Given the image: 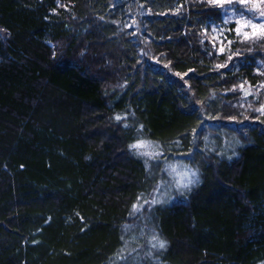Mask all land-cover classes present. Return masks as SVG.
Here are the masks:
<instances>
[{
    "label": "trees",
    "instance_id": "trees-1",
    "mask_svg": "<svg viewBox=\"0 0 264 264\" xmlns=\"http://www.w3.org/2000/svg\"><path fill=\"white\" fill-rule=\"evenodd\" d=\"M223 17L207 0H0V264H123L122 235L129 264H264V89L239 88L264 82V41L228 31L231 52L207 55ZM141 124L199 183L130 214L155 183L128 150ZM153 227L168 247L148 258Z\"/></svg>",
    "mask_w": 264,
    "mask_h": 264
},
{
    "label": "snow or ice",
    "instance_id": "snow-or-ice-1",
    "mask_svg": "<svg viewBox=\"0 0 264 264\" xmlns=\"http://www.w3.org/2000/svg\"><path fill=\"white\" fill-rule=\"evenodd\" d=\"M237 3L243 5L247 8V6H251L249 11H258L259 17H264V0H236ZM207 3L216 8L224 9L226 13V17L224 19L225 24H229L234 22L236 27L234 29H227V31H234L236 35V40L243 44L246 42H256V41H264V23H254L249 19H244L245 12L240 11L237 13L235 9L232 10L231 14L228 15L229 9L226 7L227 5H232L233 0H207ZM184 7L183 4H178L176 10L173 14H180L181 9ZM239 16V18L234 19V17ZM131 27V26H129ZM250 29V31L248 30ZM212 37L210 40H201V43H210L212 48L216 50L215 52H207V55H223L226 51L231 52V47L234 43L233 40L227 38L226 30L219 28L215 25L212 26ZM204 36H208V28L205 27L203 29ZM219 45V47H218ZM238 54V53H237ZM233 60V54H229L227 57V61L231 62ZM166 68L168 65H164ZM228 67V63L224 64H216L215 70L219 71L222 68ZM193 71V70H189ZM258 75L264 76V72L258 70ZM177 76H180V73H176ZM185 76L187 73L184 74ZM183 79V76H181ZM247 81H244L239 85L241 91L244 92L245 97L253 95L251 91V86L249 90H245L244 85L247 84ZM264 89V82L259 84V87L256 89V93L259 94L260 90ZM236 90V86L234 85L232 91ZM251 107V105H249ZM254 111L259 112L261 115H264V104H260L259 108L254 109ZM114 119L116 122H124L123 127L125 129H129L134 127V125H130L127 123L128 117L115 115ZM230 119H235L234 117H230ZM136 137L128 144V150L133 155L144 159L145 171L148 172L149 178L154 180L152 192L148 194L146 197L144 193H141L136 197V202H134L131 206L130 214H139L145 206L153 207L156 205H161L167 202V199L164 197H168V190L170 188H175L176 191L180 193V195H184L185 192L190 191L191 188L199 183V168L191 166L189 164L182 165L183 171H177V166L171 162H167L165 150L163 146L155 141H151L144 137V126L141 124L139 127L135 128ZM192 133H196V128L192 129ZM164 158L166 161V168H161V171H168L169 175L176 174L179 176V179L175 181V184L165 181L163 179H156L155 175L151 173V165L150 161H157L161 158ZM82 219V218H81ZM146 220L149 217H145ZM47 222V221H46ZM128 226H125L127 229ZM84 231V229H81ZM143 229H141V233ZM121 240L124 241V247L120 249L117 258L123 262V264H129V259L135 260L136 257H133V253H136V248H132L128 250L127 246L129 241L125 240L124 236H121ZM148 251L145 255L148 258H151L154 253L160 254L167 247L168 243L166 240L160 238V236L156 233L155 228H152L151 235L147 239ZM125 251H127V255H125ZM138 256V253H137Z\"/></svg>",
    "mask_w": 264,
    "mask_h": 264
},
{
    "label": "rangeland",
    "instance_id": "rangeland-1",
    "mask_svg": "<svg viewBox=\"0 0 264 264\" xmlns=\"http://www.w3.org/2000/svg\"><path fill=\"white\" fill-rule=\"evenodd\" d=\"M228 9H229V12H228V15H230L231 14V12H232V10L233 9H235L236 11H237V13H239L240 11H244L245 12V16H244V19H249V20H251L252 22H254V23H264V17H259V12L258 11H249L248 9H250L251 8V6L249 5V6H247V8L245 7V6H243V5H240L239 3H237L236 2V0H233V4L232 5H227L226 6ZM223 11H224V9H222ZM225 17H226V13H225V11H224V17H223V21H222V23L221 24H213V25H215V26H217V27H219V28H222V29H225L226 30V35L228 36V31H227V29H229V25L230 24H234V28L236 27V25H235V23L234 22H232V23H229V24H225L224 23V19H225ZM237 18H239V16H237V17H234L233 18V20L234 19H237ZM212 25V26H213ZM212 26H211V28H210V34H211V37H212V35H213V33H212ZM249 31H250V29H248ZM228 38V37H227ZM229 39V38H228ZM218 47H219V45H218ZM258 87H259V85H258ZM257 87V88H258ZM256 88V89H257ZM256 89L254 88V89H251V91L254 93V94H256ZM247 90H249V89H247ZM261 91V90H260ZM249 104H250V100H242V102H240V105L241 106H244V107H246V108H251V107H249ZM225 147H228V145H227V143L225 144ZM177 179H179V176H177V178H176V180ZM175 180V181H176ZM168 182H170L171 183V180H169ZM173 190H175V188H171V189H169L168 190V197H164L165 199H167V201H172L174 198H175V196L173 195L174 193H176L177 195H179L180 193L178 192V191H173ZM151 193V192H150ZM128 230H132L133 231V228L131 229H128ZM139 235L141 234L142 235V233H141V231H139V233H138ZM137 234V235H138ZM151 235V232L150 233H144V235L143 236H145L147 239H148V237ZM146 243H147V241H146ZM134 244H136V243H134Z\"/></svg>",
    "mask_w": 264,
    "mask_h": 264
}]
</instances>
